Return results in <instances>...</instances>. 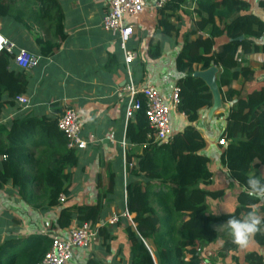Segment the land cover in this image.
<instances>
[{
  "label": "trees",
  "instance_id": "1",
  "mask_svg": "<svg viewBox=\"0 0 264 264\" xmlns=\"http://www.w3.org/2000/svg\"><path fill=\"white\" fill-rule=\"evenodd\" d=\"M13 1L0 0V33L17 47H21L17 39L9 35L15 32L14 24L35 32L38 24L34 22L49 20L55 36H64L63 16L54 0H25L26 4L43 5L37 10L26 4L15 5ZM183 2L171 0L158 11L164 34L180 35L170 18ZM194 3L198 20L194 29L181 35V50L175 58L176 70L183 75L176 84L179 88L177 109L189 124L175 133L170 143L154 142L141 99V108L135 111L134 119L126 128L127 142L142 146L125 184V208L133 215L132 224L125 227L132 264H198V248L216 240L217 226L232 216L244 217L253 208L257 215L261 213L262 224L251 239L264 247V198L246 194L248 177L255 174L260 179L258 167L264 165V88L247 89L244 98L241 88L231 87L236 81L244 86L245 81L252 78V67L238 63L236 57L239 52L247 56L264 51V45L260 49L254 41L263 35L264 23L248 11L245 0H194ZM208 26L207 36L190 38ZM223 35L228 41L214 49V39ZM34 41L41 45L43 55H51L58 46L41 37ZM15 53L16 49L0 51V185L10 182L22 199L32 203L33 208L44 210L60 205L59 196L69 194L71 169L77 164L79 152L67 148V139L57 128L56 116H34L15 103V96L26 93L28 87L27 72L13 62ZM211 66L220 69L216 83L222 103H232L220 136L227 142L221 155L222 163L243 187L237 196L236 208L219 216L205 213L206 198L217 199L224 195V190L209 191L200 186L209 181L210 172L208 159L199 153L205 142L193 126L198 111L212 104L209 88L193 73ZM260 67L264 70V63ZM222 87L227 89L222 91ZM9 107L14 108L16 114L6 119L3 112ZM153 180L158 181L156 190L150 184ZM31 184L36 190H30ZM114 185L111 181L107 191L111 193ZM102 216L99 197L92 205L61 206L55 226L64 229L73 220L77 224L96 223ZM99 237L102 243L111 239L109 231L103 227L99 229ZM50 245L48 236L9 238L0 245V264H38ZM237 246L229 236L219 254L224 256ZM245 259L250 264L263 263L262 256L253 252ZM90 263L95 264V260Z\"/></svg>",
  "mask_w": 264,
  "mask_h": 264
},
{
  "label": "crops",
  "instance_id": "2",
  "mask_svg": "<svg viewBox=\"0 0 264 264\" xmlns=\"http://www.w3.org/2000/svg\"><path fill=\"white\" fill-rule=\"evenodd\" d=\"M54 1L63 16V37H56L50 21L44 19L34 22L38 24L35 32L14 24L15 32L9 33L13 40L17 39L19 46L38 56L39 60L34 67L25 70L28 87L23 95L30 99V105L24 110L34 116L58 118L64 107L70 106L78 114L81 136L88 143L84 150H78L77 164L71 169L69 194L65 195V201L60 202V205L44 210L35 209L32 203L20 197L10 182L0 185V245L9 238L66 235L67 228L77 223L73 220L64 229L55 226L61 206L92 205L101 197L103 216L97 221L100 225L106 223L112 214L123 212L126 200L124 184L130 169L136 166V156L142 147L126 140L128 122H125L124 113L129 94L125 88L130 79L136 87L153 86L158 91L165 104L171 108L170 127L174 133L181 132L189 124L186 116L177 106H173L172 94L177 80L183 76L175 67V58L182 46L181 35L194 29L198 20L194 0H184L170 18L172 25L180 30L179 36H175L174 32L164 34L159 25V10L153 7L154 0H144L146 7L140 13L126 17L124 24H130L133 30L127 48L137 56L128 66L118 35L102 27L103 17L109 10V0ZM245 1L249 6L248 11L264 23V0ZM13 3L25 5L26 1L14 0ZM26 5L35 10L43 7L36 2ZM44 21L46 24L40 25ZM209 28L190 35V38L207 36ZM37 37L58 46L51 55H43L40 52L41 45L34 41ZM227 41L225 35L215 38L213 48ZM254 41L261 49L264 33ZM240 56L241 64L250 65L254 73L244 86L236 81L231 87L241 88L245 98L247 89L264 88V70L260 67L264 63V51L258 50L247 56L240 53ZM226 89L221 88L222 91ZM231 104L222 103L214 112H210V107L201 108L193 123L205 142L199 153L208 159L207 169L210 172L209 181L200 186L209 191L224 190V195L217 199L206 198L205 213L210 216L232 212L243 188L222 163L221 155L227 146L218 143ZM9 108L3 112L6 119L16 114L14 108ZM32 140L33 137L29 139ZM122 142L125 146H122ZM29 145L32 146V142ZM258 171L260 179L264 180V165H260ZM111 181L115 185L110 193L107 190ZM157 183L154 180L150 182L154 189ZM30 190H36V186L31 184ZM128 224L130 221L121 216L116 223L101 226L109 231L111 239L102 243L99 237L100 240L91 250L74 249L67 264H91L92 259L95 264H132L130 243L125 232ZM229 236L218 228L216 240L201 245L204 256L212 264H250L245 256L251 252L262 256L264 264V247L252 239L246 247L237 246L221 256V246Z\"/></svg>",
  "mask_w": 264,
  "mask_h": 264
},
{
  "label": "built area",
  "instance_id": "3",
  "mask_svg": "<svg viewBox=\"0 0 264 264\" xmlns=\"http://www.w3.org/2000/svg\"><path fill=\"white\" fill-rule=\"evenodd\" d=\"M171 0H154L153 7L156 10L162 9ZM146 7L144 0H109V10L103 17L102 27L105 31L117 34L120 40V48L123 52L124 61L127 66L137 57L136 53L127 48V41L133 33L130 24H124V19L128 16H135ZM16 49L13 62L23 69L29 70L38 63V56L27 50L26 48L17 47L16 44L0 33V51ZM236 61L241 63L240 52L236 57ZM129 94V100L125 109V122L134 119V113L142 106L141 99L144 103V115L149 128L152 130V138L154 142L168 144L173 140L175 133L170 127V110L171 108L165 104L161 95L153 86H134L131 79L125 88ZM179 88L175 87L172 94V103L176 107L179 103ZM15 103L24 110L29 107L30 99L19 94L15 96ZM57 128L67 139L66 146L68 149L84 150L87 147V141L81 136V126L79 117L75 109L70 106L64 107L63 111L57 118ZM149 137V136H148ZM218 143L226 145L224 138H220ZM122 146L125 143L122 142ZM125 186V184H124ZM59 202L65 201V195L61 194L58 198ZM121 216H125L131 222V216L126 208L123 212L112 214L106 223L114 224ZM106 223L83 222L74 224L67 228V234L61 236L54 234L50 236L51 245L44 254L38 264H67L70 260L74 249L82 248L91 250L92 247L100 240L99 229ZM199 262L198 264H212L203 254L201 246L198 248Z\"/></svg>",
  "mask_w": 264,
  "mask_h": 264
},
{
  "label": "clouds",
  "instance_id": "4",
  "mask_svg": "<svg viewBox=\"0 0 264 264\" xmlns=\"http://www.w3.org/2000/svg\"><path fill=\"white\" fill-rule=\"evenodd\" d=\"M246 194L249 197L264 198V181L255 174L249 176L246 183ZM261 224V218L253 208L244 217L232 216L217 227L227 232L236 245L246 247Z\"/></svg>",
  "mask_w": 264,
  "mask_h": 264
},
{
  "label": "water",
  "instance_id": "5",
  "mask_svg": "<svg viewBox=\"0 0 264 264\" xmlns=\"http://www.w3.org/2000/svg\"><path fill=\"white\" fill-rule=\"evenodd\" d=\"M219 72L218 67L211 66L204 70L195 71L193 76L201 78L212 94V104L210 106V112H214L219 109L222 104L219 88L216 83V76Z\"/></svg>",
  "mask_w": 264,
  "mask_h": 264
},
{
  "label": "rangeland",
  "instance_id": "6",
  "mask_svg": "<svg viewBox=\"0 0 264 264\" xmlns=\"http://www.w3.org/2000/svg\"><path fill=\"white\" fill-rule=\"evenodd\" d=\"M260 215V214H259Z\"/></svg>",
  "mask_w": 264,
  "mask_h": 264
}]
</instances>
